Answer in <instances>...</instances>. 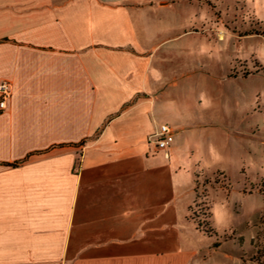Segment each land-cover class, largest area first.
<instances>
[{
	"label": "crops",
	"instance_id": "0c3cea01",
	"mask_svg": "<svg viewBox=\"0 0 264 264\" xmlns=\"http://www.w3.org/2000/svg\"><path fill=\"white\" fill-rule=\"evenodd\" d=\"M167 5L0 0V264H200L150 137Z\"/></svg>",
	"mask_w": 264,
	"mask_h": 264
},
{
	"label": "rangeland",
	"instance_id": "374dc122",
	"mask_svg": "<svg viewBox=\"0 0 264 264\" xmlns=\"http://www.w3.org/2000/svg\"><path fill=\"white\" fill-rule=\"evenodd\" d=\"M156 1L186 232L200 264H264V0Z\"/></svg>",
	"mask_w": 264,
	"mask_h": 264
},
{
	"label": "built area",
	"instance_id": "2783aa9c",
	"mask_svg": "<svg viewBox=\"0 0 264 264\" xmlns=\"http://www.w3.org/2000/svg\"><path fill=\"white\" fill-rule=\"evenodd\" d=\"M9 96V85L6 82H2L0 84V111L5 109ZM150 137L152 138L156 149L166 151L170 142L173 140V133L167 124L161 123L157 131L150 135Z\"/></svg>",
	"mask_w": 264,
	"mask_h": 264
}]
</instances>
